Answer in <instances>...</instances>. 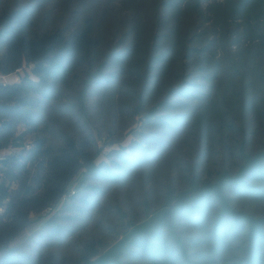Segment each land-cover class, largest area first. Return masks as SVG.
Returning <instances> with one entry per match:
<instances>
[{"label":"rangeland","instance_id":"374dc122","mask_svg":"<svg viewBox=\"0 0 264 264\" xmlns=\"http://www.w3.org/2000/svg\"><path fill=\"white\" fill-rule=\"evenodd\" d=\"M178 6L185 8L179 0H0V12L28 10L34 34L72 32L91 23L98 41L92 66L69 79L58 98L39 103V129L26 134L25 143L43 136L59 146L66 135L79 140L91 132L100 169L122 175L119 182L86 177L84 182L98 193L74 183L75 194L67 203L39 218L33 215L31 226L14 242L19 258L77 257L85 243L100 239L107 250L98 259L108 260L133 235L151 228L152 216L145 220V210L153 213L163 205L167 187L181 190L192 175L204 179L222 169L236 170L240 145L248 153L264 150V101L246 108L227 98L219 102L221 92L202 77L194 57L178 52L184 33L189 56L215 38L205 33L199 41L197 35L210 24L209 15L195 16L193 26L178 29L184 18ZM23 74H12L6 82H19ZM163 99L169 106L158 105ZM211 100L218 101V113ZM206 110L208 121L198 119ZM117 152L128 153L132 165ZM232 203L264 214V202L243 194L232 195ZM129 221L142 222L121 234Z\"/></svg>","mask_w":264,"mask_h":264},{"label":"trees","instance_id":"16d2710c","mask_svg":"<svg viewBox=\"0 0 264 264\" xmlns=\"http://www.w3.org/2000/svg\"><path fill=\"white\" fill-rule=\"evenodd\" d=\"M179 1L185 8L178 6V15H184L178 29L193 26L195 16L207 14L210 24L197 34L199 41L205 33L217 34L206 41L207 51L203 46L189 56L184 33L178 52L186 50L194 57L202 77L221 92L219 102L227 98L243 108L263 102L264 0ZM238 27L240 34L235 32ZM32 28V15L25 8L0 12V73L8 75L18 68L24 73L19 82L0 80V151L16 148L0 156V264H264V214L232 203V195L240 194L264 202V150L248 153L242 145L236 170L222 169L204 179L192 175L181 190L167 187L163 205L153 213L145 210V220L152 216L147 221L151 228L133 235L108 260L98 259L107 250L100 239L85 243L77 257H18L14 242L31 226L33 215L39 218L47 207L57 205L74 183L98 193L96 186L84 182L86 177L111 182L122 177L100 169L91 132L79 140L66 135L59 146L43 136L25 145V135L39 129V103L58 98L69 79L90 68L98 47L90 22L72 32L34 34ZM168 103L163 99L158 105ZM210 103L218 113V101ZM203 117L208 121L207 110L198 119ZM117 156L124 164L134 161L128 153ZM142 221H129L121 234L139 228ZM51 226L57 234L58 228Z\"/></svg>","mask_w":264,"mask_h":264},{"label":"built area","instance_id":"2783aa9c","mask_svg":"<svg viewBox=\"0 0 264 264\" xmlns=\"http://www.w3.org/2000/svg\"><path fill=\"white\" fill-rule=\"evenodd\" d=\"M19 73H22V68H18L16 69L13 73L11 74H1L0 73V80L6 82L7 81V78L14 74V75H18ZM26 146H28V144L25 143ZM3 150H7V149H3ZM8 150H12V151H9V152H13L16 150V148H8ZM2 151V150H1ZM4 156V155H3ZM75 194V189H73L72 187L69 189L68 192H66L65 194H63L58 202L57 205H53V206H49L47 207L43 212L44 213H51V212H54L56 208H58L59 206L63 205L65 202H67L73 195ZM3 211V206H0V213H2ZM42 212V213H43Z\"/></svg>","mask_w":264,"mask_h":264}]
</instances>
